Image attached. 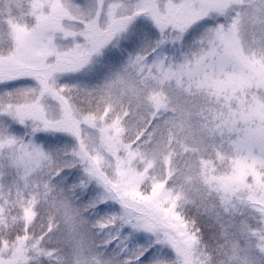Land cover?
Instances as JSON below:
<instances>
[{
  "label": "snow or ice",
  "instance_id": "obj_1",
  "mask_svg": "<svg viewBox=\"0 0 264 264\" xmlns=\"http://www.w3.org/2000/svg\"><path fill=\"white\" fill-rule=\"evenodd\" d=\"M0 264H264V0H0Z\"/></svg>",
  "mask_w": 264,
  "mask_h": 264
}]
</instances>
